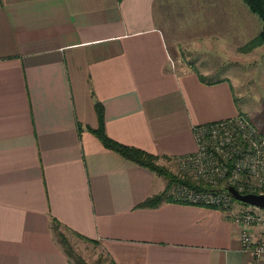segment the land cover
<instances>
[{"label": "crops", "instance_id": "0c3cea01", "mask_svg": "<svg viewBox=\"0 0 264 264\" xmlns=\"http://www.w3.org/2000/svg\"><path fill=\"white\" fill-rule=\"evenodd\" d=\"M185 1L0 0V264H72L53 217L116 264H251L239 210L140 207L165 179L88 129L100 102L110 137L173 162L195 125L240 114L228 64L263 20L245 0Z\"/></svg>", "mask_w": 264, "mask_h": 264}, {"label": "built area", "instance_id": "2783aa9c", "mask_svg": "<svg viewBox=\"0 0 264 264\" xmlns=\"http://www.w3.org/2000/svg\"><path fill=\"white\" fill-rule=\"evenodd\" d=\"M197 149L176 160L178 171L210 188L197 190L185 184L172 189L175 200L232 211L234 187L240 193L264 194V131L247 115L193 127ZM242 251L253 257L251 264H264V214L252 210L234 212Z\"/></svg>", "mask_w": 264, "mask_h": 264}, {"label": "trees", "instance_id": "16d2710c", "mask_svg": "<svg viewBox=\"0 0 264 264\" xmlns=\"http://www.w3.org/2000/svg\"><path fill=\"white\" fill-rule=\"evenodd\" d=\"M250 6L251 10L258 14L264 22V0H245ZM264 45V28L258 36L252 39L245 47L242 48L244 52L253 50L256 47ZM203 81L206 78L201 77ZM210 83L212 81H209ZM96 111L99 119V126L97 128L88 127V129L94 133L103 143V145L112 151H115L122 155L124 158L135 162L143 167L148 168L156 175L161 176L166 181V188L163 192L152 195L145 199L139 206L140 207H156L163 201L168 202H178L174 199L172 194V189L177 184H185L189 187L195 188L197 190H208L210 187L202 183L194 181L190 176L184 175L179 171H174L168 165L162 164L160 162L161 158L166 159L171 162V158L167 156H159L148 152L144 149L123 144L112 137H110L105 128V116H104V107L100 102L96 103ZM240 114H244L240 111ZM176 161V160H175ZM175 161H173L175 163ZM176 164V163H175ZM181 203V202H180ZM212 207V206H208ZM215 208V207H213ZM51 229L53 230L55 236L57 237L58 242L60 243L64 253L70 259L72 264H89L87 263L75 250L72 245L70 238L67 234L69 229L63 225L56 218L51 219ZM72 234L80 237L88 242L97 244L98 242L92 239H88L78 233L72 232ZM110 264H116L114 260L110 259Z\"/></svg>", "mask_w": 264, "mask_h": 264}, {"label": "rangeland", "instance_id": "374dc122", "mask_svg": "<svg viewBox=\"0 0 264 264\" xmlns=\"http://www.w3.org/2000/svg\"><path fill=\"white\" fill-rule=\"evenodd\" d=\"M176 8L186 9L188 8V3H186L185 0H176ZM182 20L184 21V19ZM263 23L264 22L262 21V25ZM242 48L240 49L241 52L245 54L252 52V54L244 57L239 56L238 62H235L236 59L231 57L228 64V69L230 71L229 74L231 78H234L235 93L243 113L249 116L256 123V125L264 131V45L256 47L248 52H244ZM225 70L226 69L223 71L225 72ZM223 71L216 72L213 76L216 78L220 77L223 74ZM161 163L168 165L174 171H178L176 162L175 164L174 162L164 160ZM233 206L236 210L248 209L258 214H264L263 208L240 202L236 199L234 200ZM67 234L76 252L87 263L110 264V258L107 254L101 251L100 247L86 242L72 235L70 232H67Z\"/></svg>", "mask_w": 264, "mask_h": 264}, {"label": "water", "instance_id": "95a60500", "mask_svg": "<svg viewBox=\"0 0 264 264\" xmlns=\"http://www.w3.org/2000/svg\"><path fill=\"white\" fill-rule=\"evenodd\" d=\"M229 192L233 195V197L240 201L244 202L259 208L264 209V194H257V193H240L234 187H229Z\"/></svg>", "mask_w": 264, "mask_h": 264}]
</instances>
